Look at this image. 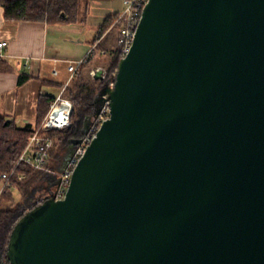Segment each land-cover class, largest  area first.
I'll return each mask as SVG.
<instances>
[{
  "label": "water",
  "instance_id": "water-1",
  "mask_svg": "<svg viewBox=\"0 0 264 264\" xmlns=\"http://www.w3.org/2000/svg\"><path fill=\"white\" fill-rule=\"evenodd\" d=\"M94 78L110 117L7 264H264V0H148Z\"/></svg>",
  "mask_w": 264,
  "mask_h": 264
},
{
  "label": "trees",
  "instance_id": "trees-1",
  "mask_svg": "<svg viewBox=\"0 0 264 264\" xmlns=\"http://www.w3.org/2000/svg\"><path fill=\"white\" fill-rule=\"evenodd\" d=\"M87 4V0H0V6L3 7L7 20L43 21L51 25L82 23L86 20L84 12ZM118 15L113 14L105 18L103 24L99 27V36L106 32ZM99 36L94 39V44L98 41ZM93 53L94 50L91 55L85 57L78 67V72L72 77L71 83L73 84H69L64 91V95L68 96L73 103L72 124L65 129L66 132L63 137L56 139L58 147L69 144L73 138H79L82 135L86 120L94 113L95 99L99 86L101 87L103 82L97 79H89L91 66L94 64L95 58V53ZM123 57L122 49L117 45V49L112 52V56L108 61L107 77H110L117 69L118 63ZM27 79L28 75H22L19 83L23 84ZM56 97L41 95L37 109L38 124L44 121L50 111V104ZM32 134L31 125L21 126L8 120L0 109V179L3 173H10L16 167ZM20 175H23V177L20 178ZM44 176V171L36 170L21 162L10 178V186L5 187L2 191L0 195V264H7L6 250L12 229L28 206L37 198L38 191L41 190L40 183ZM14 189L20 191L22 196L20 201L14 199ZM3 195L5 201H1Z\"/></svg>",
  "mask_w": 264,
  "mask_h": 264
},
{
  "label": "crops",
  "instance_id": "crops-1",
  "mask_svg": "<svg viewBox=\"0 0 264 264\" xmlns=\"http://www.w3.org/2000/svg\"><path fill=\"white\" fill-rule=\"evenodd\" d=\"M124 1L120 0L123 5ZM99 6L101 7L102 4ZM85 9L86 20L77 24L83 29L87 26L97 28L96 37L99 36V27L107 16L120 14L119 7L115 6L114 0L104 5V11L93 9L92 3L89 1ZM68 25L70 24L51 25L43 21L7 20L4 9L0 6V41L7 42V45L1 49L3 56H0V109L8 120L21 126L29 124L32 127L36 124L38 102L41 95H60V93L55 95L53 89H57V86L62 84L61 82H64L66 86L71 81L73 74L69 71L68 66L85 59L84 57L67 60V65L59 68V63L65 62L66 59L60 58L57 50L53 48V45L51 46L49 31L50 29H63ZM117 27L118 25L113 24V27L105 34L100 35L95 43L97 44L96 48L101 46V43ZM118 36L119 30L113 36V43L115 41L116 45ZM101 48L102 46L99 49L100 53H107V50ZM98 68H104V66L100 65L96 69L98 70ZM55 69L58 74L54 73ZM22 75H28V79L25 83L20 84ZM48 168L55 170L51 163ZM51 174L53 172L45 170V176Z\"/></svg>",
  "mask_w": 264,
  "mask_h": 264
},
{
  "label": "built area",
  "instance_id": "built-area-1",
  "mask_svg": "<svg viewBox=\"0 0 264 264\" xmlns=\"http://www.w3.org/2000/svg\"><path fill=\"white\" fill-rule=\"evenodd\" d=\"M148 0H125L124 10L117 16L114 25L119 26V36L117 45L121 47L124 56L130 51L136 34L137 26L142 17V12ZM7 45L6 41H0V56H3L1 49ZM84 60V59H83ZM82 60V61H83ZM71 63L68 66L73 76L78 72V67L82 63ZM97 70L92 71L94 76ZM55 74L58 71L54 70ZM107 77V75L104 74ZM69 108L67 111L66 108ZM73 112V105L70 100L63 97V92L56 97L50 104V111L41 124H34L32 126L33 134L31 135L28 145L21 154L17 165L24 162L36 170H49L53 174H58V180L53 187L52 193L57 200L64 199L72 179L73 171L79 160L86 152L88 145L96 136L102 123L110 117L109 102H105L100 106L99 112L92 115L89 119V125L78 138L79 142L75 145L70 157L65 162L62 170L56 172L50 170L49 160L51 157V149L56 144V139L51 135L55 130H65L72 124L71 115ZM16 165V167H17ZM15 167V168H16ZM15 168L10 173H3L1 179L4 184L1 187L0 195L5 187L10 186V178L15 173ZM23 175H20L22 178Z\"/></svg>",
  "mask_w": 264,
  "mask_h": 264
},
{
  "label": "rangeland",
  "instance_id": "rangeland-1",
  "mask_svg": "<svg viewBox=\"0 0 264 264\" xmlns=\"http://www.w3.org/2000/svg\"><path fill=\"white\" fill-rule=\"evenodd\" d=\"M87 1L92 3L93 9L97 8L99 10L104 11L105 10L104 5L109 4L113 0H87ZM114 3H115L116 7H119V11L121 13L125 7L123 5V2L121 3L120 0H114ZM99 4H102V6L100 7ZM113 24L106 30V32L111 27H113ZM118 30H119V27L115 28L110 33V35L101 43V46H102L101 49L107 50V53L105 52V54H103L104 52L100 53V50H99L101 46H99L98 48H95L97 44L93 45L94 39L96 38V35H97V28H95V27L87 26V27H84V29H83L78 24L77 25L76 24H72V25L70 24V25H68V27H63V29H50V31H49L50 41L49 42H50L51 46L53 45V48L57 50V52L60 55V58L66 59L65 62L63 61V62L59 63V68H63L64 66H66L67 60L69 61L71 59L77 60L80 58H84L89 54L91 55V52L94 50V53H95V54L93 53L95 55L94 64L91 66L89 79H91V80L95 79L91 72L94 71L100 65L101 66L103 65L104 68H98V69H102L104 71V74L107 75L108 61L110 60V58L112 56V52L117 49V45L115 44V41L113 43V36H115V34H117ZM112 43H113V46H112ZM63 81H64V79H63ZM61 83L62 84L57 86V89H53V92L55 93V95L59 94V93L61 94V92H63V97L65 99L70 100L72 103V100L68 96L64 95V91L69 84L72 85L73 83H71V81H70L68 83V85H66V86L64 85L65 84L64 82H61ZM96 85L98 86V83ZM99 85H100V83H99ZM100 88L101 87L99 86V89ZM72 105H73V103H72ZM37 122L38 121H36V123ZM65 132H66V130H55V131L51 132V134L55 139H59L65 135ZM74 139H76V138H73V140ZM57 151H58V145L56 144L51 149V157L49 160V164L51 163L53 166H54V164L52 162V158L54 155H56ZM51 175H53V174H51ZM51 175L44 176V179L40 183L41 190L38 191L37 197H39L40 195H43L46 192V190H44V188H43V184L45 182V179ZM3 184H4V181L2 179H0V190H1V187ZM13 197L16 201L21 200L22 196H21V193L18 189L13 190ZM1 201H5L4 195L2 196Z\"/></svg>",
  "mask_w": 264,
  "mask_h": 264
},
{
  "label": "flooded vegetation",
  "instance_id": "flooded-vegetation-1",
  "mask_svg": "<svg viewBox=\"0 0 264 264\" xmlns=\"http://www.w3.org/2000/svg\"><path fill=\"white\" fill-rule=\"evenodd\" d=\"M89 118L86 120V122H89ZM84 128H85V125L83 127V131H85ZM74 147H75V145L71 142L69 144L61 145L58 147V151H57L56 155H54L52 158V162L54 164L55 170H59V172L62 170L65 162L67 161V159L72 154ZM57 180H58V174H53V175L47 177L45 179L44 184H43L44 190L53 189Z\"/></svg>",
  "mask_w": 264,
  "mask_h": 264
},
{
  "label": "bare ground",
  "instance_id": "bare-ground-1",
  "mask_svg": "<svg viewBox=\"0 0 264 264\" xmlns=\"http://www.w3.org/2000/svg\"><path fill=\"white\" fill-rule=\"evenodd\" d=\"M66 109H67V111L69 110V108H68V107H67Z\"/></svg>",
  "mask_w": 264,
  "mask_h": 264
}]
</instances>
